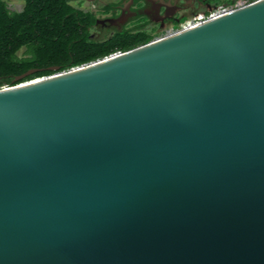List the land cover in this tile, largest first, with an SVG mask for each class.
<instances>
[{"label":"water","instance_id":"obj_1","mask_svg":"<svg viewBox=\"0 0 264 264\" xmlns=\"http://www.w3.org/2000/svg\"><path fill=\"white\" fill-rule=\"evenodd\" d=\"M46 70L0 90V264H264V0Z\"/></svg>","mask_w":264,"mask_h":264},{"label":"trees","instance_id":"obj_2","mask_svg":"<svg viewBox=\"0 0 264 264\" xmlns=\"http://www.w3.org/2000/svg\"><path fill=\"white\" fill-rule=\"evenodd\" d=\"M19 11H11L0 0V88L54 74L86 64L115 52H126L147 43L143 34L115 33L110 38L93 42L87 39L94 22L69 0H15ZM29 69H40L19 82L14 76Z\"/></svg>","mask_w":264,"mask_h":264},{"label":"flooded vegetation","instance_id":"obj_3","mask_svg":"<svg viewBox=\"0 0 264 264\" xmlns=\"http://www.w3.org/2000/svg\"><path fill=\"white\" fill-rule=\"evenodd\" d=\"M213 2L214 0H116L101 5L103 15L99 19L90 11L74 8L94 17V22L88 28L87 39L90 41L101 42L115 33L126 32L143 34L148 37V43L177 31L180 25L203 20L211 12ZM93 28L104 32L105 37L94 41L91 34ZM161 31L163 34H156Z\"/></svg>","mask_w":264,"mask_h":264},{"label":"rangeland","instance_id":"obj_4","mask_svg":"<svg viewBox=\"0 0 264 264\" xmlns=\"http://www.w3.org/2000/svg\"><path fill=\"white\" fill-rule=\"evenodd\" d=\"M3 1L6 3L7 8L11 11H19L21 9L22 5L20 2H17L15 0H3ZM115 1L116 0H69V4L72 5L73 7H78L80 9L90 11L92 12L93 16L99 19L103 15V13L100 11L101 5L107 2H115ZM254 1L256 0H214V2L212 3L210 13L219 12L221 10L223 11L234 10L239 7L250 4ZM160 33L163 34V31L156 32V34L159 35ZM91 34H92V39L94 41H99L105 37L104 32H101L97 28H93L91 30Z\"/></svg>","mask_w":264,"mask_h":264},{"label":"built area","instance_id":"obj_5","mask_svg":"<svg viewBox=\"0 0 264 264\" xmlns=\"http://www.w3.org/2000/svg\"><path fill=\"white\" fill-rule=\"evenodd\" d=\"M229 11H231V10H226V11L221 10V11H219V12L209 13V14H208L203 20H201V21H199V22H196V23H193V24L191 23V24L182 25V26H180V27L177 29V31L172 32V33L170 32L169 34H167V36H169V35H171V34H174V33H176V32H179V31H181V30H184V29H186V28H189V27H191V26H194V25L200 24V23L205 22V21H207V20H211V19H213V18H216V17H218V16H220V15H222V14H224V13H227V12H229ZM119 54H120V52H115V53H113V54H110V55H108V56H106V57H102V58L97 59V60H95V61H92V62H89V63H86V64H82V65H80V66L72 67V68H69V69L64 70V71H61V73L68 72V71H70V70L76 69L77 67H83V66L89 65L90 63L97 62V61H99V60H105V59L111 58V57L116 56V55H119ZM52 75H55V74H52ZM52 75H50V76H52ZM46 77H47V76H46ZM41 78H43V77H41ZM36 79H38V78H36ZM4 89H5V87L0 88V90H4Z\"/></svg>","mask_w":264,"mask_h":264}]
</instances>
